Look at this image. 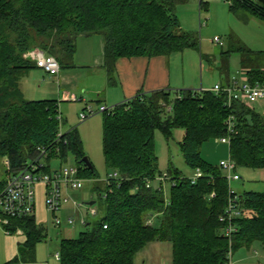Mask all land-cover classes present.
I'll return each mask as SVG.
<instances>
[{
    "label": "trees",
    "instance_id": "16d2710c",
    "mask_svg": "<svg viewBox=\"0 0 264 264\" xmlns=\"http://www.w3.org/2000/svg\"><path fill=\"white\" fill-rule=\"evenodd\" d=\"M226 1L232 13L246 10L264 20V0ZM174 2L0 0V161L9 162L6 178L44 148L49 151L48 164L74 155L81 178H98L94 167L84 166L86 154L77 131L54 145L64 124L59 102L23 98L18 75L37 68L25 55L40 49L55 57L61 70L73 68L77 38L100 36L103 68L111 74L119 59L197 50L199 40L182 29ZM201 5L208 11L207 4ZM232 51L241 54L248 83L264 85L263 67L254 64V58L264 52H253L245 45ZM253 105L243 100L229 106L225 95L212 91H183L179 97L161 91L139 94L112 114H104L105 165L109 174L117 172L120 178L100 195L105 210L102 220L94 226L86 224L79 237L61 241L60 264H135L147 246L158 242L172 246L173 264H228L230 246L220 218L228 205L229 184L219 166L203 158L202 148L211 140L230 137V157L238 168L264 170V117ZM230 119L232 135L228 133ZM176 129L184 131L180 149L186 164L194 172L201 170L204 177L192 184L178 170H170L172 193L167 199L162 187L147 188V182L161 176L156 132L169 141ZM238 196L245 212L235 221L238 233L233 252L256 242L264 247V193ZM148 220H153L152 226L146 224ZM10 225L12 232L23 231L29 251L46 240L35 216L12 219Z\"/></svg>",
    "mask_w": 264,
    "mask_h": 264
},
{
    "label": "rangeland",
    "instance_id": "374dc122",
    "mask_svg": "<svg viewBox=\"0 0 264 264\" xmlns=\"http://www.w3.org/2000/svg\"><path fill=\"white\" fill-rule=\"evenodd\" d=\"M202 2L207 4L208 11L202 9ZM174 3L182 29L193 34L199 40V48L188 51L187 54H203L209 57V64L206 61L203 64L205 66L203 72L205 85L213 86L217 81L222 80L220 72L225 63L229 68V73L233 76L240 71L241 54L232 51L236 47L245 45L253 52H264V22L261 23L259 18L249 21L245 12L232 13L230 4L226 0H175ZM85 38L79 37L76 40V54L72 63L74 67L62 69L59 77H52L38 68L22 71L18 75L20 92L25 100H56L59 102L64 120L63 133L77 131L82 140L86 157L98 174L96 180L84 179L82 190H70V198L81 205V208L75 210L72 203L64 205L57 215L63 223L61 227L55 226V216L48 214V222L44 226L47 238L39 244V247L43 248L54 264H60L54 259V255L61 251V241L77 238L85 230L84 225L79 223L82 217L86 218L87 224L94 226L105 215L104 203L100 195L106 192L105 182L109 173L104 159V113L99 112L100 108L105 105L98 102L100 101L98 97L94 98L93 95H90L98 87L95 86V83L101 81L96 73L99 71L95 65L100 53L98 42L103 39L100 36L89 37L94 39L89 46L87 45L89 41ZM215 38H218L220 43L215 42ZM244 56L246 60L247 58L250 60L248 55L244 54ZM254 60L255 65L264 67L263 55H257ZM195 70L196 66H194V72ZM211 72L214 73L213 76ZM198 78L200 83V69ZM239 78L243 79V74ZM198 89L203 91L200 86ZM67 92L69 93L68 99L70 95H73L76 97V101L66 100ZM105 107L112 112L117 106L108 105ZM253 107L264 117V100L254 104ZM85 108H90L94 115L82 121L80 115L89 113V111H85ZM183 137L182 129L174 130L173 137L169 141L160 131L156 132L155 152L159 159L161 175H165L170 170H178L185 178L193 177L195 172L186 164L180 149ZM202 156L214 167H218L221 161L230 158V149L220 140H211L203 146ZM42 163L45 167L49 165L51 171L59 170L62 167L72 169L80 166L74 155H70L65 161L58 158L53 159L49 164L45 160ZM6 172H8L6 159H2L0 161V180L6 177ZM237 174L240 176V180L232 181L230 184V188L235 193L238 195L246 192L264 193V170L238 168ZM151 187L155 189L162 187L165 197L170 199L171 182L161 185L159 181L155 180L151 183ZM37 202L39 203L38 189ZM89 202H96V204L90 207L87 205ZM92 210L98 212L96 217L91 216ZM69 218H75L78 222L74 226H68L66 221ZM0 230L3 229L0 227ZM231 264H264V247L261 243L256 242L250 247L246 246L236 250L233 253Z\"/></svg>",
    "mask_w": 264,
    "mask_h": 264
},
{
    "label": "built area",
    "instance_id": "2783aa9c",
    "mask_svg": "<svg viewBox=\"0 0 264 264\" xmlns=\"http://www.w3.org/2000/svg\"><path fill=\"white\" fill-rule=\"evenodd\" d=\"M215 42L220 43L218 38L214 39ZM25 57L36 65V67L46 74L52 77H59L61 74V66L57 59L51 55L46 54L40 49L30 51ZM206 91V90H203ZM217 94H223L227 97V104L232 106L233 103L246 101L250 104L258 103L264 100V85L250 84L248 82L239 84L237 78H233L231 82L224 86L217 84L212 90ZM177 96H180V92H177ZM72 101H76V98H71ZM116 109V108H115ZM114 109V110H115ZM105 106H102L99 110L100 113L112 114L114 112ZM171 107L168 108L170 112ZM85 111L89 113H83L80 115V119L85 121L94 115V112L90 108H85ZM62 122V118L60 117ZM63 133L62 127L57 140L54 145H60L64 135L70 134ZM228 133L234 134V122L233 119L229 120ZM221 143L230 146V137L220 139ZM49 158V151L47 149H39L37 156L29 161L27 165L14 175H10L6 178L5 184L0 187V227L4 233L10 235H23L21 229H17L16 232H12V226L10 221L12 219H21L26 217L35 216L37 207V188L40 184L45 186L46 190V209L47 212L53 214L55 217L54 224L57 227L63 225L58 213L62 210L63 206L69 203L73 204L75 210H79L81 205L74 202L70 196V190L80 191L84 188L85 180L81 178V167L64 169L63 167L59 170L51 171L50 166L45 167L43 160L47 161ZM6 165L9 170V162L6 160ZM85 166V165H84ZM49 168V171H45ZM219 168L222 170L224 177L228 181L230 189V197L228 205L225 210V214L220 218V222L224 225L223 236L229 241V252H228V264H231L233 249L232 243L233 238L238 233L236 220L244 216L245 210L241 206V200L237 193L231 188L230 184L232 181H239L240 176L237 174L238 167L236 163L231 159L221 161ZM204 177V173L201 170H196L193 177H191L192 184H195L198 180ZM120 178L117 172H113L107 176L106 187H109L114 180ZM157 181L164 185L167 182H173L172 177L166 173L156 178ZM151 181L147 182V188H151ZM163 190V189H162ZM237 194V195H236ZM214 194L212 195V197ZM91 216L96 217L98 212L92 210ZM85 217L79 221L80 224L86 225L87 222ZM78 221L75 218H69L66 221L68 226H74ZM148 226L153 225V220H148L146 223ZM107 227L105 226V229ZM55 259L60 261V253L55 255Z\"/></svg>",
    "mask_w": 264,
    "mask_h": 264
},
{
    "label": "crops",
    "instance_id": "0c3cea01",
    "mask_svg": "<svg viewBox=\"0 0 264 264\" xmlns=\"http://www.w3.org/2000/svg\"><path fill=\"white\" fill-rule=\"evenodd\" d=\"M241 12L247 13V19H250L249 21L253 20V18H259L249 11L242 10ZM259 19L262 21L261 23L264 22L262 18ZM85 39L89 41V44H87L89 46L94 41V39L89 37ZM98 43L100 53L96 59L97 63L95 68L99 71L96 73L99 79L101 78V81L99 80V83H95V86L98 87L94 89L93 94L90 93V95H93L94 98L98 97V99H100L98 102L105 106L116 105L118 107L127 104L139 94L149 95L161 91H169L172 93L199 91V86L202 90L210 91L213 89L212 87L217 84H222L224 86L228 85L234 77L237 78L239 84L248 82V77L247 74L243 72L241 64L242 59L240 58L241 68L236 75L233 76L229 73V68L225 63L220 72L222 80L217 81L213 86L205 85L203 77L205 66L203 64L205 61L209 64V57L203 54H187L188 51L192 50L174 53L170 56L119 59L116 63L115 72L109 74L103 68L104 42L103 40H99ZM194 66H196V70L199 71L200 69V83L198 71L195 70L194 72ZM262 70H264V67ZM211 73L213 76L214 73ZM241 74L244 76L243 79L239 78ZM68 97L69 93L67 92L65 97L66 100H71V98L75 96L70 95L69 99ZM37 189L39 193V203L37 202L35 219L38 226L42 227L46 233L44 226L48 222L47 218L49 214L46 209V190L43 184H40ZM25 242L26 236L24 234L8 236L3 230H0V264H54L51 258L47 256V253L44 252L43 248L39 247V244L33 251H29L25 246ZM20 248H25L26 251L20 253ZM29 252L30 254L27 255ZM56 261L60 262L58 260ZM135 264H173L172 246L168 243L159 242L150 244L138 255Z\"/></svg>",
    "mask_w": 264,
    "mask_h": 264
},
{
    "label": "water",
    "instance_id": "95a60500",
    "mask_svg": "<svg viewBox=\"0 0 264 264\" xmlns=\"http://www.w3.org/2000/svg\"><path fill=\"white\" fill-rule=\"evenodd\" d=\"M80 37H84L83 35H81ZM84 165L86 166V168H88V169H91V170H93V165H92V163L90 162V160L86 157V158H84ZM96 204V202H89L87 205L88 206H90V207H92V206H94ZM26 251V249L25 248H20V253H22V252H25Z\"/></svg>",
    "mask_w": 264,
    "mask_h": 264
}]
</instances>
